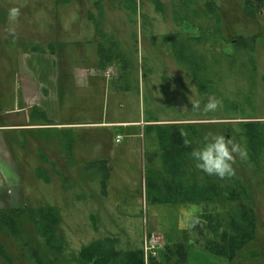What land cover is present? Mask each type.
Listing matches in <instances>:
<instances>
[{
    "label": "rangeland",
    "instance_id": "1",
    "mask_svg": "<svg viewBox=\"0 0 264 264\" xmlns=\"http://www.w3.org/2000/svg\"><path fill=\"white\" fill-rule=\"evenodd\" d=\"M263 22L250 20L244 0H0V83L17 54L56 47L68 121L140 124L82 127L70 148L67 132L17 134L15 207L24 210L0 214V264H82L83 248L107 237L118 250L143 249L145 264L148 247L162 260L178 242L188 264H264ZM254 34L247 45L233 40ZM76 67L92 75V93L72 83ZM209 96L222 101L217 111L192 110L190 97L202 109ZM208 132L247 147L230 179L190 158ZM245 210L256 218L254 239L234 258L216 255Z\"/></svg>",
    "mask_w": 264,
    "mask_h": 264
},
{
    "label": "crops",
    "instance_id": "2",
    "mask_svg": "<svg viewBox=\"0 0 264 264\" xmlns=\"http://www.w3.org/2000/svg\"><path fill=\"white\" fill-rule=\"evenodd\" d=\"M246 1L244 0V12ZM251 1H253L254 7L258 5L262 9L256 16H250V20H262L264 0ZM253 24L257 27V23ZM261 27L264 28V22ZM250 37H255V34ZM60 59V53L56 47L48 50L21 52L17 54L10 80L3 79L0 83V182H4V187H0V211L20 209L15 207V203L18 202L17 199L15 200V196L20 197L23 194L15 162L18 157L15 150H11L18 145L15 139L17 134L34 131L57 132L59 134L67 132L69 136L67 145L70 148L73 142L72 138L74 137L75 141L77 138L75 131L82 127L108 125L121 128L124 131L129 129L132 124L140 125L137 122L131 124L130 121L121 120H112L108 123L103 120L84 124L76 120L77 115H74L75 120L68 121L66 119V97L63 94L65 78L62 76ZM91 76H87L80 67H76L72 75V83L76 87L86 88L88 93H92ZM75 101L79 106L76 105L77 110H74V113H82L83 96L79 95ZM118 136L122 137L120 142L126 139V136L117 134L115 141ZM63 139L65 141V138ZM10 143L13 144L10 145ZM5 203H9L7 208L4 206Z\"/></svg>",
    "mask_w": 264,
    "mask_h": 264
},
{
    "label": "trees",
    "instance_id": "3",
    "mask_svg": "<svg viewBox=\"0 0 264 264\" xmlns=\"http://www.w3.org/2000/svg\"><path fill=\"white\" fill-rule=\"evenodd\" d=\"M252 2L253 1L251 0H247L245 4V13L249 17L253 15L256 16L258 12L262 9L258 5H255L254 7ZM255 39L256 37H247L240 35L237 36V39L233 40L237 41L238 43H241V45L243 46L247 45V43L250 41H255ZM176 133L179 134L178 132ZM180 145L181 141L178 139L177 146L179 147ZM154 201L163 202L161 199L157 198L154 199ZM182 201L184 203L194 202L192 200H186V202L184 200ZM50 208L52 209L53 207ZM23 210L24 209L2 210L0 211V214L1 216H3V213L12 212L13 214L15 212ZM243 214V224L236 225V234H224L225 241L219 246H214L213 251L216 255L225 258L227 257L228 259L234 258L239 250H242L254 239V233L256 229V218L254 214L249 210H245ZM40 216L42 219V210L40 211ZM117 241L118 240L116 238L107 237L84 247L81 252L82 264H145V252L143 249H139L136 251H121L116 248ZM157 255L158 254H153V252L148 253L149 264H188V251L185 244L182 242L168 245L167 249L164 250V256L162 260H159L160 254L159 256ZM39 261L40 264H44L43 260H41L40 258Z\"/></svg>",
    "mask_w": 264,
    "mask_h": 264
},
{
    "label": "clouds",
    "instance_id": "4",
    "mask_svg": "<svg viewBox=\"0 0 264 264\" xmlns=\"http://www.w3.org/2000/svg\"><path fill=\"white\" fill-rule=\"evenodd\" d=\"M20 9L12 7L8 12L10 23L14 24L18 21ZM10 35L15 36V28L8 27L5 29ZM193 111L202 110L205 114L215 112L222 106V101L215 96H209L207 103L201 109V101L199 99L189 98ZM183 138V145L191 147L192 141L189 134L183 129L180 132ZM190 158L194 161L197 170L206 173L209 176H215L219 179H230L236 175L234 165L239 158L242 162H247L249 153L247 147L241 142L228 138L223 134L208 132L203 136V144L201 147L192 148L189 153ZM199 223L198 219L192 221V226Z\"/></svg>",
    "mask_w": 264,
    "mask_h": 264
},
{
    "label": "built area",
    "instance_id": "5",
    "mask_svg": "<svg viewBox=\"0 0 264 264\" xmlns=\"http://www.w3.org/2000/svg\"><path fill=\"white\" fill-rule=\"evenodd\" d=\"M122 140V137L121 136H118L117 137V139H116V142H120ZM149 249H151V247H148V249H147V256H148V251H149Z\"/></svg>",
    "mask_w": 264,
    "mask_h": 264
}]
</instances>
